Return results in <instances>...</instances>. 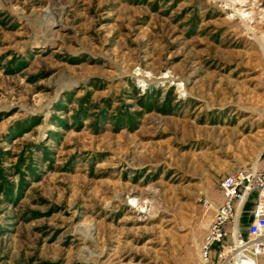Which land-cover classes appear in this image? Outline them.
I'll return each instance as SVG.
<instances>
[{
    "label": "rangeland",
    "instance_id": "374dc122",
    "mask_svg": "<svg viewBox=\"0 0 264 264\" xmlns=\"http://www.w3.org/2000/svg\"><path fill=\"white\" fill-rule=\"evenodd\" d=\"M263 151L264 0H0V264H227Z\"/></svg>",
    "mask_w": 264,
    "mask_h": 264
},
{
    "label": "built area",
    "instance_id": "2783aa9c",
    "mask_svg": "<svg viewBox=\"0 0 264 264\" xmlns=\"http://www.w3.org/2000/svg\"><path fill=\"white\" fill-rule=\"evenodd\" d=\"M220 202L214 208L206 233L201 241L199 254L206 261L216 246L225 249L227 264H236L238 260L254 259L264 255V151L258 170H238L221 177L218 183ZM253 195L251 219L245 236H235L231 242L223 245L227 239L226 225L235 215V210L243 206ZM210 207L207 200L202 202ZM242 258V259H241ZM241 261L238 264H242Z\"/></svg>",
    "mask_w": 264,
    "mask_h": 264
},
{
    "label": "crops",
    "instance_id": "0c3cea01",
    "mask_svg": "<svg viewBox=\"0 0 264 264\" xmlns=\"http://www.w3.org/2000/svg\"><path fill=\"white\" fill-rule=\"evenodd\" d=\"M253 195H251L243 206L235 210V215L230 222L226 225L227 236H230V233L243 234L245 236L247 232V225L251 219V209L253 205Z\"/></svg>",
    "mask_w": 264,
    "mask_h": 264
},
{
    "label": "bare ground",
    "instance_id": "6f19581e",
    "mask_svg": "<svg viewBox=\"0 0 264 264\" xmlns=\"http://www.w3.org/2000/svg\"><path fill=\"white\" fill-rule=\"evenodd\" d=\"M88 253H89V252H88ZM241 259H242V258H241ZM238 261L240 262L241 260H238ZM238 261H236V264L239 263ZM248 262H251V263H252V262H255V261L252 260V259H244V260L241 261L242 264H244V263H248Z\"/></svg>",
    "mask_w": 264,
    "mask_h": 264
}]
</instances>
